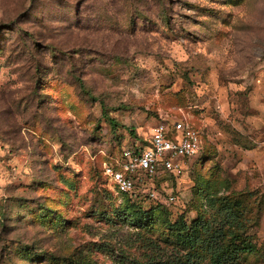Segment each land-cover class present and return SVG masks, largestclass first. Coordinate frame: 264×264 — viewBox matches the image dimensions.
Instances as JSON below:
<instances>
[{"label": "rangeland", "instance_id": "1", "mask_svg": "<svg viewBox=\"0 0 264 264\" xmlns=\"http://www.w3.org/2000/svg\"><path fill=\"white\" fill-rule=\"evenodd\" d=\"M175 119L199 154L136 184L174 202L115 195L102 160ZM200 213L264 264V0H0V264L182 256Z\"/></svg>", "mask_w": 264, "mask_h": 264}, {"label": "built area", "instance_id": "2", "mask_svg": "<svg viewBox=\"0 0 264 264\" xmlns=\"http://www.w3.org/2000/svg\"><path fill=\"white\" fill-rule=\"evenodd\" d=\"M147 141L144 146L136 143L123 147L116 158L102 162L103 176L115 195L138 194V182L152 181L160 173L180 176L185 170V162L201 150L198 132L185 119H175L170 126L166 123L155 125ZM144 196L167 204L175 200L172 195L162 199L155 188L146 190Z\"/></svg>", "mask_w": 264, "mask_h": 264}, {"label": "trees", "instance_id": "3", "mask_svg": "<svg viewBox=\"0 0 264 264\" xmlns=\"http://www.w3.org/2000/svg\"><path fill=\"white\" fill-rule=\"evenodd\" d=\"M148 141H140L139 144L146 145ZM135 142H132V145H135ZM120 152V150L118 151ZM115 158V157H114ZM113 159L112 157L104 158V160ZM102 160V162L104 161ZM102 162L100 165V171L103 179L106 182V178L103 176ZM161 195V194H160ZM127 200H132L136 203H141L145 201L147 196H140V194H135L132 196H124ZM154 207L162 205L164 202H159L151 199ZM236 205H231L227 209L238 208L240 202L237 201ZM151 209V208H150ZM228 218L231 216L235 217L232 212H226ZM203 214H198L196 219L192 222V225L186 226L183 224L182 228L179 229L178 237L184 246L189 248V252L178 256L177 254L173 257H168L165 260L158 261H149L146 263H136V264H199V261L195 259L192 254V251L199 247H204L207 253L209 254V260L212 264H231L233 261L238 259L240 252H245L251 250L250 244L244 243L243 241L240 244H235L240 239L241 232L238 227L235 230L230 228H224L223 226H216L211 229L207 220H205ZM233 221V220H232ZM228 238V241L223 242L224 238ZM264 251V247H263ZM76 264H91L88 261H78Z\"/></svg>", "mask_w": 264, "mask_h": 264}]
</instances>
